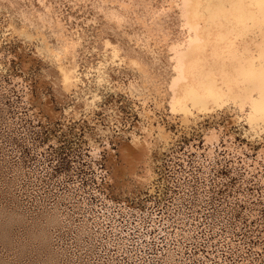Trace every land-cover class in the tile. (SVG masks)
Instances as JSON below:
<instances>
[{
    "label": "bare ground",
    "instance_id": "obj_1",
    "mask_svg": "<svg viewBox=\"0 0 264 264\" xmlns=\"http://www.w3.org/2000/svg\"><path fill=\"white\" fill-rule=\"evenodd\" d=\"M48 2L52 3L53 0ZM13 3L18 7L13 8ZM60 3L64 9L61 22L67 21L66 27L69 32L72 28H78L83 37V49L91 52L88 36L95 34L96 25L90 21L94 19L99 21L101 28L105 31L112 25L102 21L91 9V5L88 6V10H83L76 7V0H60ZM26 4L51 20L41 7V0H0V24L6 27L5 22L11 16L14 18L17 29L24 27L20 19V9H24ZM140 12L143 18V10L141 9ZM29 19L40 25L39 17H33L30 14ZM148 22L152 23L151 17H148ZM165 24L167 26L169 21L166 20ZM176 24L178 21L174 20L172 26L178 32V28H175ZM29 30H32L30 26ZM0 31L3 36V39L0 37V60L4 61L8 67L9 74L17 76L16 78L13 76L11 86L16 94L10 95L12 88L6 83H3L0 92V118L7 119V127H15L18 123H22L23 119L31 118L41 125V129H45L50 136L49 143L54 148L58 145L59 139L70 141L73 134H78L79 144L73 146L75 149L73 156L76 158V160L72 158L74 165L81 166L80 156L89 162L104 180L103 188L106 195L113 200V204H118L123 210H134L132 206L136 200L145 193L155 191L156 185L159 186V180L165 183L164 174L167 166L175 167L179 163L188 169L189 165L182 164L186 163V156L189 153L193 154V162L198 161L202 168L206 164L208 168L215 170H219V164L224 165L227 162L226 159H229L232 171L227 174L231 173L233 177L239 179L243 188H247L245 192L238 193L239 195L233 201L238 204V210L240 205L248 204L249 207L246 206L245 209L249 219L257 223L259 220L260 223L256 225L264 229V220L261 216V210H264V143L258 151L254 152V157H248L244 151H249V145L252 148L254 140L252 139L250 144L240 143L233 130L234 127H242L245 131L247 125H237L227 112L221 114L219 118L214 113L197 112L188 117L173 113L170 103L166 102L164 97L157 96L154 91L151 96L145 92L142 77L129 68L108 69L111 89L116 95L105 103L99 104L100 99L95 100L90 92L85 90L87 87L85 81L89 79L85 74L81 75L78 88L73 87L71 92H67L64 90L63 77L58 66L43 59L36 51L37 47L42 45L38 42L26 41L24 37L12 32L5 35L3 30ZM46 34L49 44L58 47L55 37L50 32ZM109 35L111 36V33ZM113 42H116L114 37ZM4 43L14 48V54H5ZM122 47L125 54H133L129 51L132 47L130 41L123 40ZM83 49H77L78 63H81V68L83 69L82 62L85 59L88 60L89 67L94 66L92 56L85 57ZM92 55L99 59L96 53ZM139 59L150 68L156 66V60L145 53H141ZM12 60L18 70L16 73L11 69ZM159 71V67L156 66V72L159 73ZM12 96L17 97L18 100ZM118 96L121 97V99L118 98L120 100L117 99ZM90 101L94 102V106L89 103ZM126 103L131 105L132 115L130 116L122 108ZM14 108L18 115L14 112ZM10 109L14 113L13 116H9ZM23 110H26L25 114L22 113ZM21 128L22 138L29 144L31 142L29 131H26L24 125ZM35 130L42 131L37 128ZM250 136L257 137L261 141L258 134L252 133ZM181 149H184L183 156L180 154ZM1 156L4 161L1 163L2 167L4 170H9L13 176L10 186L18 182L20 177L26 178L24 162L19 155L15 163L11 157L5 154ZM237 159H240L244 167L239 166ZM2 167L0 166L1 169ZM28 172L31 175L30 171ZM187 174L189 186L190 182L194 185L199 184L195 183L189 172ZM250 175H254L256 186L250 184ZM7 177H5L4 185L11 202L7 213L9 222L24 225L26 229L28 227L27 232L32 240L42 245L53 239L60 241V235L63 233L72 234L69 247L61 244L51 251V263H57L59 257H62L66 261L71 260V264H129L123 258L127 252L121 250L125 248V243H119L116 251L111 250L110 238L104 236V232L96 234L85 215L79 216L85 209L84 202H78L71 197L69 198L70 206H67L62 201H50L45 198L46 196L41 195L42 197L39 196V199L32 201L26 207L16 198L14 190L10 186L7 187L6 181H9ZM196 177L197 179L199 177L197 173ZM223 178L222 174H218V178L215 177L219 182L225 181ZM97 179L99 180L98 176ZM203 182L205 187L197 185V189L204 188L203 193L207 195L210 184L205 180ZM257 186H261L260 192L256 190ZM249 190H252V193ZM111 199L107 202L110 203ZM77 245L84 247L82 250H85L88 259L82 255L79 248L77 249Z\"/></svg>",
    "mask_w": 264,
    "mask_h": 264
},
{
    "label": "snow or ice",
    "instance_id": "obj_2",
    "mask_svg": "<svg viewBox=\"0 0 264 264\" xmlns=\"http://www.w3.org/2000/svg\"><path fill=\"white\" fill-rule=\"evenodd\" d=\"M89 5L112 25L105 31L99 21H90L96 25L95 34L88 36L91 52L83 49L79 29L69 32L67 21L61 22L60 0H41L51 20L26 4L20 9L24 27L17 29L10 16L0 30L42 45L36 51L58 66L67 92L78 88L85 74L89 77L85 90L99 100L101 90H112L108 69L129 68L142 77L145 92L164 97L173 113L184 117L214 113L219 118L227 112L237 125L248 126L245 136L258 134L264 143V0H76L77 8L88 10ZM30 14L39 17L42 27L29 19ZM48 32L58 47L49 44ZM123 40L131 42L132 55L125 54ZM77 49H83L85 57L92 56L94 66L89 67L85 59L82 69ZM141 53L156 60L159 73L156 66L141 62ZM0 69L7 71L2 64Z\"/></svg>",
    "mask_w": 264,
    "mask_h": 264
},
{
    "label": "built area",
    "instance_id": "obj_3",
    "mask_svg": "<svg viewBox=\"0 0 264 264\" xmlns=\"http://www.w3.org/2000/svg\"><path fill=\"white\" fill-rule=\"evenodd\" d=\"M51 164L44 173L65 169L59 159ZM71 164L79 173L71 172ZM187 172L180 164L167 166L166 182L159 180L155 191L136 200L134 210H123L106 195L104 180L89 162L83 160L78 167L70 162L67 172L56 174L50 201L70 206L74 197L84 202L79 216L85 215L94 232L110 238L111 250L125 243L121 250L129 264H264L262 231L245 206L238 210L228 186L211 195L191 182L189 186Z\"/></svg>",
    "mask_w": 264,
    "mask_h": 264
},
{
    "label": "rangeland",
    "instance_id": "obj_4",
    "mask_svg": "<svg viewBox=\"0 0 264 264\" xmlns=\"http://www.w3.org/2000/svg\"><path fill=\"white\" fill-rule=\"evenodd\" d=\"M0 37L3 39L2 33L0 31ZM4 48L6 49L5 54H14V48H10V46L6 45L4 43ZM9 56V55H6ZM12 67L14 73L18 72L15 63L13 60L11 61ZM0 64L4 65V67L7 69V71H4L0 69V92L3 88V83L8 84L10 87L13 85L12 79L13 76L16 78L15 74H9V69L5 65L4 61L0 60ZM10 90V95L16 94V91H13V87ZM115 93L112 90H101V98L99 101V104L105 103L106 101L110 100L112 97H115ZM14 97L16 100H18L17 97ZM120 96L117 97V99ZM121 99V97H120ZM118 99V100H120ZM9 105V102H7ZM124 111L130 116L132 115L131 112V105L127 104L122 107ZM16 115H18L16 108L13 109ZM22 113H26V110H23ZM14 113L12 109H10L9 116H13ZM4 123H3V122ZM7 119L0 118V155L5 154L7 157H11L14 161L17 160V156L23 160L24 166L26 171L24 172L26 175V178L20 177L18 182H15V184H11L10 181L12 179V174L9 173V170H4L1 163H4L2 160V156L0 157V166L3 168H0V264H71L70 261H66L62 257H59V261L57 263H51V251L53 249H56L57 247L61 246H70L72 234L70 232L63 233L60 235V241H56L55 239L50 240L47 244L42 245L40 242L32 240V238L29 235V228L24 225H17L15 222H9L7 218V213L11 207L10 197L7 194V188L4 185L5 177H9V181L7 180V187H11L14 190L16 198L19 200L20 203H23L26 207H28L29 204L32 203V201H35L36 199H39V196L44 195L46 196V199L50 200V191L52 189L53 181L55 182L56 174L62 173V171H68L70 169V160L71 163H74L73 160H76V158L73 156L75 152L74 145L79 144L78 137L79 135H74L71 138L72 140L67 139H59L58 145L60 148L55 149L51 144L50 136L45 132V129H41V125L37 122H34L31 118L23 119V122L18 123L15 127H7L6 123ZM15 122V121H14ZM20 124V125H19ZM24 125L26 131L28 132V135L30 137V143L23 140V134L21 126ZM29 125V126H28ZM35 128L40 129L42 131H36ZM233 130L235 131L236 137L240 143L250 144L252 139L254 140V145L252 148L250 145L248 146L249 151H244L245 155L248 157H254V152L258 151L259 148L262 146V142L257 137H251L250 135L245 136L244 130L242 127H234ZM65 146H64V145ZM58 145L56 147H58ZM52 150V151H51ZM54 150V151H53ZM184 149H181V156H183ZM56 151V152H55ZM222 154V153H221ZM71 157V158H70ZM205 157V156H203ZM223 157V155H222ZM73 158V160H72ZM81 160L80 163L83 162V157L80 156ZM187 160L185 164L182 165H189V174L194 179L195 183H199L194 185L197 188V185H201L205 187V183L207 182L209 185L208 194L211 195L216 192L217 189H219L221 186L225 187L228 186L230 191L232 192V199L236 198L239 194L246 191L247 188H243L244 186L239 181L238 178L233 177L231 173L227 174L230 170V163L231 160L226 159L227 162H225L224 165L219 164V170L208 168V166L205 164L202 168V165H199L198 161H194L193 154H188L186 156ZM54 159H59L60 162H63L65 165V169L60 170H52L50 173H44L43 168L45 169L47 166H52V162ZM183 160V158H182ZM238 164L240 167H244V165L240 162V159H237ZM227 163V164H226ZM179 163H177L178 165ZM4 165V164H3ZM233 165H235L233 163ZM92 167V166H91ZM194 167V168H193ZM237 167V166H236ZM56 168V167H54ZM228 169V170H226ZM196 170V171H195ZM242 170H244L242 168ZM31 175H29V172ZM37 171V173H36ZM71 172L75 173L77 171H72V164H71ZM243 172V171H242ZM79 173V172H77ZM196 173L199 176L198 179L196 177ZM7 174V176H6ZM218 174H222L224 176V180L219 182L216 178H218ZM211 175V176H210ZM210 176V177H209ZM251 178L249 179L250 184L252 186L255 185V178L254 175H250ZM7 177V179H8ZM216 180V181H215ZM221 181V180H220ZM12 182V181H11ZM217 186V187H216ZM17 188V191H16ZM22 188V189H20ZM257 191H261V186L256 187ZM259 188V189H258ZM24 189V190H23ZM22 190V191H21ZM204 191V188L203 190ZM249 192L252 193V190H249ZM42 193V194H41ZM37 197V198H36ZM42 197V196H41ZM66 198L63 197V200ZM28 203V204H27ZM235 203V202H234ZM236 204V203H235ZM237 205V204H236ZM252 205V203H251ZM238 206V205H237ZM245 207L248 206V204L244 205ZM239 207V206H238ZM249 207V206H248ZM262 211V220H264V210ZM255 223L258 225L260 221L258 220V223L255 221ZM258 227V226H257ZM26 229V230H25ZM260 229L259 231L261 234V239L264 240V229L258 227ZM96 233V232H95ZM96 234H100L96 233ZM55 240V241H54ZM264 243V242H263ZM77 245V249L79 248V251H81L82 255L85 256V258L88 259L85 250H82V246ZM72 250V249H71ZM67 254L69 255V251H67ZM70 257V256H69Z\"/></svg>",
    "mask_w": 264,
    "mask_h": 264
}]
</instances>
